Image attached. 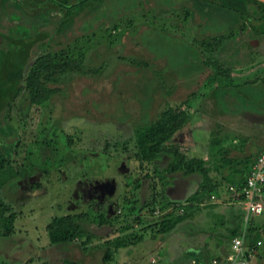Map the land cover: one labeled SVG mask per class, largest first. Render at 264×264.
Segmentation results:
<instances>
[{"label": "rangeland", "instance_id": "rangeland-1", "mask_svg": "<svg viewBox=\"0 0 264 264\" xmlns=\"http://www.w3.org/2000/svg\"><path fill=\"white\" fill-rule=\"evenodd\" d=\"M17 25L49 31L44 44L34 45L27 69L39 55L71 48L75 56L81 55L84 65L81 72L65 76L48 102L31 105L24 88L0 113V151L14 174L0 185V198L17 214L13 241L0 239V264H61L69 256L67 248L50 244L47 225L53 217L68 213L89 214L82 227L97 229L96 239L89 244L92 251L81 259L82 264H103L106 247L118 238L125 245L109 264H160L165 254L179 250L192 254L199 240L186 238L185 233L176 237L158 234L156 223L171 212L189 216L199 215L203 208L211 212L212 195L201 204H188L190 194L183 187L181 200L174 202L182 203L180 208L152 214L149 201L160 194L162 183L151 178L142 181L137 203L126 201L125 197L134 199L133 181L147 170L143 172L136 160L134 131L183 102H187L191 116L182 130L190 133L192 125L201 139L212 130L211 121L225 116L236 120L232 113H215L220 110L219 100L210 96L218 87L206 86L214 72L207 62L217 60L231 67L234 84L245 83L237 94L259 96L262 86L253 82L264 78V34L255 33L240 15L202 0H93L84 10L67 17L45 0H22L20 4L1 0L0 48L8 43L6 33ZM219 36L224 39L213 51V38ZM251 40L259 43L243 45ZM208 42L213 44L210 48L205 47ZM219 95L227 104L224 108L252 105L242 95ZM172 142L181 143L183 154L202 158L196 153L202 152L203 144L194 152L183 138ZM167 160L164 157L158 167L165 168ZM215 160L212 156L211 161ZM179 176L174 174L172 182ZM5 177L0 172V182ZM80 181L82 187L77 185ZM89 183L114 199L108 214L103 206L96 211L99 196L93 191L76 197V191L86 189ZM172 191L166 187V194ZM100 214L107 219L103 225L99 220L91 221ZM203 223L212 226L210 221ZM127 226L130 228L125 229ZM179 228L184 230L182 224ZM162 235L167 240L161 250L156 238ZM11 241L20 243L22 255L11 254L19 247ZM73 253L75 259L79 252ZM26 259L32 262L25 263Z\"/></svg>", "mask_w": 264, "mask_h": 264}, {"label": "trees", "instance_id": "trees-1", "mask_svg": "<svg viewBox=\"0 0 264 264\" xmlns=\"http://www.w3.org/2000/svg\"><path fill=\"white\" fill-rule=\"evenodd\" d=\"M1 1V0H0ZM15 4H20L22 0H8ZM49 4H55L56 10L60 11L64 16H72L75 12L84 10V6H88L93 0H45ZM98 0H94L97 2ZM90 2V3H88ZM203 3L219 7L223 10L230 11L233 15H240L257 34H264V1L260 0H202ZM54 6V5H53ZM52 9V8H51ZM66 22L62 23V26ZM61 30L62 28L59 27ZM34 32V33H33ZM16 33V34H15ZM34 34V35H33ZM8 43L0 48V113L6 110L7 107L21 94L27 90V99L31 105H42L48 102L59 90L58 84L65 80L67 74H75L81 72L83 69V59L75 56V51L60 49L55 52H47L35 58L33 64L27 69V65L33 57V47L40 42L44 44V40L49 37V31H41L39 29H29L25 26H14L6 33ZM224 37H214L213 41L218 48ZM206 43H203V46ZM213 45L208 42L205 47L210 48ZM246 47V44H243ZM38 46V45H37ZM214 47V46H213ZM39 48V47H38ZM207 64L212 67L213 74L209 75L206 81V86L212 84L217 88L214 94L227 95L228 93L234 96H241L236 91L242 90V85L234 84L231 67L225 66L224 63L217 60L208 61ZM254 84L261 85L262 90L258 94L252 92L246 93V100L252 105H239L241 108H255L259 112H264V78L256 79ZM233 91V93H232ZM213 94V93H212ZM233 96H228L233 97ZM258 96V97H256ZM234 98V97H233ZM230 98V101H233ZM230 102V103H232ZM228 103V102H227ZM187 102L180 103L176 106H170L164 110L155 120L148 125L140 126L135 130V145L137 152L135 153L136 160L140 163L139 166L145 171L136 178L133 188L132 197H125L126 201L131 200L130 203L138 202V193L142 186L144 179L159 178L162 183V188L159 195H153L149 201L150 212L155 214L157 211L161 213L167 211L169 208L178 209L183 204H176L166 194V187L171 185V178L174 174H180L182 177L190 175H199L202 182L195 193L187 198V202H202L207 195L215 192L216 186H213L212 180L209 176V168L203 158L196 156L189 157L182 153L178 144L172 142L174 136L180 131L187 121L190 119L191 113ZM213 145H218L216 140H213ZM218 156L224 152L222 149L216 151ZM224 155V154H223ZM166 157L165 168H159L157 163ZM220 162L225 161L223 156L220 157ZM229 160H227L228 162ZM8 160L5 158L3 152L0 151V172L4 174L6 179L1 180L0 185L5 183L11 174H13L11 164L6 165ZM219 162V161H217ZM219 162V164H220ZM9 163V162H8ZM218 164V165H219ZM153 165V167H151ZM151 167V168H150ZM218 167V166H217ZM152 169V171L148 170ZM17 173V171H16ZM8 174V175H6ZM14 175V174H13ZM148 205V204H147ZM157 213V214H158ZM17 214L12 211L10 205H7L2 198H0V236H9L14 233L13 223ZM98 218H92L91 221L99 225H103L107 221L105 214L97 215ZM88 218L86 213H68L62 216L53 217L48 225L47 231L50 238V243L53 245L75 242L78 239L82 240V246H86L96 239V234L90 230L82 227ZM141 219V217H137ZM189 218L188 214L174 215L172 212L164 214L163 219L158 223V234L170 233L179 223ZM130 226L125 227L129 229ZM253 230V229H252ZM253 232H256L253 230ZM237 231L231 232L230 236L235 237ZM257 236V234H256ZM140 237L137 238V240ZM230 237V238H231ZM254 241V240H253ZM259 240L252 243L255 245ZM134 242V241H133ZM123 240L118 238L114 241L112 246L106 247L102 256L103 264H109L114 260L115 254L124 246Z\"/></svg>", "mask_w": 264, "mask_h": 264}, {"label": "crops", "instance_id": "crops-1", "mask_svg": "<svg viewBox=\"0 0 264 264\" xmlns=\"http://www.w3.org/2000/svg\"><path fill=\"white\" fill-rule=\"evenodd\" d=\"M210 97H214L219 100L217 101V104L219 105L218 109L220 110L215 111V113L223 114L229 112L234 115L236 120H229V118L233 117L225 116L220 118L219 121H211V127L213 128L211 131H209L208 129L206 131L207 133L202 136V139L201 134H197V129L195 130L194 126L192 127V125H189L191 126L190 128H192H188L190 129V133H185L181 129L177 132L172 141H175V139L179 141V139L183 138L188 141L190 147L192 146L194 148V152H199L195 150V148L199 146V144H203L201 147L202 152L196 153V155L202 154L201 156L207 163V166L209 168V176L212 180V184L213 186H216L215 192L211 194L216 196L215 200L212 203L214 206L211 208V212H208L210 210H205V208H203V212H201L199 215L189 216V218L179 223L178 226H176L170 233H168L171 236L175 237L178 234L185 233L186 238L191 237L190 239H193L194 241L199 240V242H197L199 246H197L196 249H191L192 254L182 252L181 250H179L180 248H173L171 249L172 251L174 249H177L179 250V252H174V254L172 255L170 253L165 254L166 258H161L159 260L160 264H189L193 259L208 263L212 258L215 257L224 258L228 256L231 251V243L233 239V237L230 236L231 232L236 230L237 234L235 236H237L245 228L244 226L246 223L244 220V209L240 207L239 203L234 199L233 195L229 193L228 187L229 185L238 186L244 183L252 162L264 150V112H259L257 108L246 109L244 107L241 108L240 106L238 107L236 105H233V107L224 108L222 105L227 104L224 103V100L220 99L218 91H216V94L211 95ZM213 117L214 116H212V118ZM213 140H216L218 142V145H213ZM178 145H181V143H178ZM219 149H222L224 151L222 153V156L224 159L229 160L228 162L227 160L220 162V157L222 156H218V153L216 152ZM212 156L216 157L215 162L211 161ZM217 161H219L220 164ZM187 177H176V180L182 178L181 183L177 180L171 182V185L168 186V188H173V194H167V196L172 201L181 200L182 194L180 192L183 187H186V191L187 193L189 192L190 195L195 193L199 188V185L202 182L201 176L190 175V177ZM178 188H180L179 192L176 191L179 190ZM201 203H203V201L199 204ZM206 212L208 213L206 214ZM205 221L212 222V226L210 228L207 227L203 223ZM181 224L182 227H184V230L183 228H179V225ZM252 229L256 232H253ZM95 230L97 229L94 228L90 231L96 234ZM247 232L249 235V239L251 237L252 243L255 242V240L262 241V244L257 247L258 257L255 259L256 264H262V262L264 261V213L251 219V222L247 227ZM163 235L156 238V244L158 243V248H161V250L164 247V242L167 240ZM12 237L13 233L9 236L0 237V239L8 241ZM164 237L165 240L163 239ZM249 239L247 240L249 241ZM12 241L11 245L13 244ZM81 244L82 243L80 242V239H78L75 242L56 245H63L64 247L66 246L65 248L67 249L65 250V254L71 256V259L68 258L69 256L66 259H62L61 264H82L83 261H81V259H85L92 250L89 249L90 243L86 246V248H84V246H82ZM6 245L8 246L9 244H4V247ZM13 245H19V247L17 248L15 253L11 252V254L15 256H19L20 254L22 255L21 251L23 250V248L20 243L18 242ZM79 246H81L82 248H80ZM73 250L79 252L77 255L75 254V259H73ZM174 258L179 260H177V262H174L173 260H171ZM29 259H26L25 263H31L32 261H30ZM163 259H165L166 262H164ZM114 261L115 258L110 263H113ZM2 264L6 263L4 262Z\"/></svg>", "mask_w": 264, "mask_h": 264}, {"label": "built area", "instance_id": "built-area-1", "mask_svg": "<svg viewBox=\"0 0 264 264\" xmlns=\"http://www.w3.org/2000/svg\"><path fill=\"white\" fill-rule=\"evenodd\" d=\"M228 190L244 209L245 228L239 235L233 237L228 256L212 258L208 263L193 259L189 264H256L257 247L262 241L251 245L247 240L249 238L247 227L253 217L264 213V150L252 162L244 183L238 186L229 185ZM211 197L213 200L216 198L215 195Z\"/></svg>", "mask_w": 264, "mask_h": 264}, {"label": "flooded vegetation", "instance_id": "flooded-vegetation-1", "mask_svg": "<svg viewBox=\"0 0 264 264\" xmlns=\"http://www.w3.org/2000/svg\"><path fill=\"white\" fill-rule=\"evenodd\" d=\"M251 41H254V40H251ZM251 41H248L247 43H244V44H246V46H248V47H251V45H250V42ZM258 41V40H257ZM258 43H259V41H258ZM257 43V44H258ZM253 46V45H252ZM83 182H78L77 183V185L79 186L80 185V187H82L81 186V184H82ZM76 185V186H77ZM84 191V192H83ZM94 192L97 196H99V198H98V201L96 202V204H95V206L97 207V209H96V211L98 212V209L100 210V208H102V206L104 207V209L103 210H105V212H106V214H108V210L109 209H111V208H109V207H111V204L112 203H114L115 204V201H114V199H112L110 196H108L104 191H101L98 187H95L94 185H91V183H89V186L86 188V189H83V190H81V192L79 191H76V197H81V195H82V193L84 194L85 192ZM80 193V194H79ZM104 212V211H103Z\"/></svg>", "mask_w": 264, "mask_h": 264}, {"label": "water", "instance_id": "water-1", "mask_svg": "<svg viewBox=\"0 0 264 264\" xmlns=\"http://www.w3.org/2000/svg\"><path fill=\"white\" fill-rule=\"evenodd\" d=\"M260 1H264V0H260ZM258 43V41L257 40H254V41H251L250 42V45L252 46V45H256Z\"/></svg>", "mask_w": 264, "mask_h": 264}]
</instances>
